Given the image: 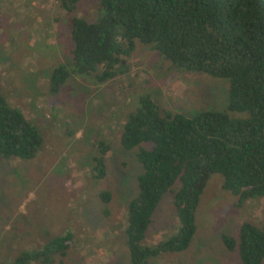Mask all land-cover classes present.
<instances>
[{
	"label": "rangeland",
	"instance_id": "374dc122",
	"mask_svg": "<svg viewBox=\"0 0 264 264\" xmlns=\"http://www.w3.org/2000/svg\"><path fill=\"white\" fill-rule=\"evenodd\" d=\"M75 15L95 22L103 12L98 0H81ZM70 21L60 0H0V96L42 137L33 160L0 161V264L35 254L66 233L72 235L70 246L53 264H129L126 206L137 196L142 168L138 148L120 145L126 119L147 98L160 112L187 118L228 105L226 79L173 67L139 41L130 49L120 27L114 46L125 62L112 79L101 83L94 76L70 75L52 92V71L71 61ZM101 151L105 175L98 181L92 159ZM222 181L212 175L200 196L190 246L147 264H241L237 247L228 250L223 236L238 242L243 223L264 232V199L240 203L220 188ZM179 189L177 181L172 191ZM102 191L111 194L109 203L99 197ZM151 217L143 249L178 233L172 193Z\"/></svg>",
	"mask_w": 264,
	"mask_h": 264
},
{
	"label": "trees",
	"instance_id": "16d2710c",
	"mask_svg": "<svg viewBox=\"0 0 264 264\" xmlns=\"http://www.w3.org/2000/svg\"><path fill=\"white\" fill-rule=\"evenodd\" d=\"M79 1L60 0L71 15V61L52 71V92L70 75L94 76L101 83L115 76L125 62L114 46L116 27L130 49L139 41L173 67L229 83L222 112L187 118L160 112L147 98L123 124L121 148H138L142 168L137 196L126 206L129 264H147L190 246L194 214L212 175L221 176L220 188L240 203L264 199V0H98L103 15L95 22L75 15ZM41 145L38 129L0 96V161L33 160ZM105 152L92 159L98 181L105 175ZM177 181L180 189L173 192ZM166 193L173 194L178 233L143 249L151 216ZM99 197L105 204L111 201L109 192ZM237 238L223 236V241L228 250L237 247L241 264H262L264 232L243 223ZM71 239L66 233L35 254L19 255L13 264H53L55 256H65Z\"/></svg>",
	"mask_w": 264,
	"mask_h": 264
}]
</instances>
